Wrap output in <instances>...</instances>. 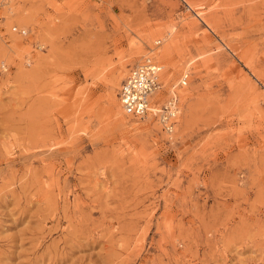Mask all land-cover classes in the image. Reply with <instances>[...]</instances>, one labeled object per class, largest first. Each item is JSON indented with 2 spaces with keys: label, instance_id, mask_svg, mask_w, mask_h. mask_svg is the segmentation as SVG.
<instances>
[{
  "label": "rangeland",
  "instance_id": "374dc122",
  "mask_svg": "<svg viewBox=\"0 0 264 264\" xmlns=\"http://www.w3.org/2000/svg\"><path fill=\"white\" fill-rule=\"evenodd\" d=\"M0 16V264H264V0ZM146 58L180 96L172 136L123 112Z\"/></svg>",
  "mask_w": 264,
  "mask_h": 264
},
{
  "label": "built area",
  "instance_id": "2783aa9c",
  "mask_svg": "<svg viewBox=\"0 0 264 264\" xmlns=\"http://www.w3.org/2000/svg\"><path fill=\"white\" fill-rule=\"evenodd\" d=\"M2 17H0V30H2ZM160 67L150 58H146L139 64L134 65L122 83L119 97L124 109L128 114L134 116H144L150 109V97L160 89L159 81ZM188 76L184 78L187 83ZM171 101L163 107L161 120L168 131H172L174 118V108L170 106ZM174 121V120H173Z\"/></svg>",
  "mask_w": 264,
  "mask_h": 264
},
{
  "label": "bare ground",
  "instance_id": "6f19581e",
  "mask_svg": "<svg viewBox=\"0 0 264 264\" xmlns=\"http://www.w3.org/2000/svg\"><path fill=\"white\" fill-rule=\"evenodd\" d=\"M11 10V9H10ZM1 17V16H0ZM8 17V16H7ZM1 31V30H0ZM155 53V52H154ZM159 53V52H158ZM153 54V53H152ZM155 62V61H154ZM159 67H160V71H159V74H158V77H159V81H160V84H161V87L160 89H158L156 92H154L152 94V96L150 97V102H151V105H150V109L148 110L147 114H145L144 116H134L132 114H128L125 109H124V106H123V103L120 99V102H121V105H122V109H123V112L125 115L128 116H132V117H136L138 119H141V120H146L148 118H151L153 116V114L155 113V115L158 116V119H157V123H160L162 125V129L163 131L165 132V134L169 135V136H172L174 133H175V129H176V126H177V123H178V118L180 116V113H181V102H180V96H178L175 92H173V90L171 92H169L170 94H173L172 96H169L168 98H166L164 101L162 100L163 98H161V95H162V91L163 89L165 88V85L164 83L162 84V81H161V75H162V71H163V66L162 64L158 63V62H155ZM132 68V67H131ZM130 68V69H131ZM130 72V70H129ZM128 72V74H129ZM127 74V76H128ZM189 72L186 71V73L183 74L182 76V84L183 85H186L188 83V78H189ZM185 76H188L187 78V83L184 84V78ZM169 79V78H168ZM168 79H165L166 83H168ZM163 88V89H162ZM120 93V92H119ZM163 101V103H162ZM171 101V104L170 106L172 108H174L173 112H174V118L172 119V122H173V129L172 131H168L164 125V123L162 122L161 120V115H162V112H163V107L164 105L168 104L169 102ZM157 113V114H156ZM174 120V121H173Z\"/></svg>",
  "mask_w": 264,
  "mask_h": 264
}]
</instances>
